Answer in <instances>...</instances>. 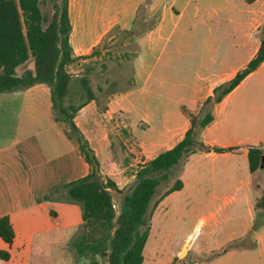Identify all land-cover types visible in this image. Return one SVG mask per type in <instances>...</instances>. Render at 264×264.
Wrapping results in <instances>:
<instances>
[{
    "label": "crops",
    "instance_id": "crops-1",
    "mask_svg": "<svg viewBox=\"0 0 264 264\" xmlns=\"http://www.w3.org/2000/svg\"><path fill=\"white\" fill-rule=\"evenodd\" d=\"M145 1L137 0L127 9L123 5L110 6V0H68L71 22L69 42L76 60L85 61L82 58H87L93 50L98 49L114 26L129 29ZM188 4L189 0L184 3L172 0L168 4L160 0H149V9L157 10L159 16L154 27L138 38L140 49L133 59L132 85L124 91L109 95L105 112L97 111L95 99L81 107L74 117L75 125L99 162L100 172L115 181L118 187L135 178L137 169L127 177L124 175V166L114 160L109 135L112 113L123 110L127 116L126 140L129 141L131 137L135 144L130 150H134L132 154L139 158V168L160 152L174 146L184 136L190 127V118L186 112L194 113L202 101L212 95L216 86L229 81L245 67L259 47L257 31L264 21V18L260 20L264 13V0H225L221 6L222 12L215 13V22L210 20L211 12L209 20L205 18L200 22L208 32V42H220L223 58L229 62V59L236 57L237 62L229 63L219 71H206L193 95L186 99L187 104L180 107L179 103L185 99L184 96L178 95V92L174 98L171 93L165 96L161 94L163 90L172 92L177 85L182 88L185 82L182 80L176 85L169 83L163 79V68L170 65L169 58L164 57L171 56L172 59L175 50L178 52V42L174 43L172 36ZM198 7L197 3L192 7L193 18H197ZM171 41L174 47L168 50ZM249 79L251 83L247 84ZM243 87L250 90V99L249 92L247 94L245 91L238 104L246 102L249 107L250 132L243 141L220 143L213 139L218 121L216 116L223 105L229 103L233 95ZM5 97H8L7 100ZM160 99L173 102L175 108L160 112ZM153 101L155 103L152 106L150 103ZM1 108L6 109L10 115L1 122L6 125L0 126V216L9 217L14 237L10 243L0 237V250L9 253V258L0 259V264H68V255L65 253L68 240L72 236V242L81 233L82 213L76 206L73 210H67L68 206L61 204L62 199H45L44 196L54 186L87 175L90 165L80 153L75 137L67 135L66 122L54 119L51 88L47 84L37 83L19 90L0 92ZM212 115L213 120L201 132L204 142L232 149L191 154L186 163L193 159L199 161L206 156L229 154V151L237 148L246 159L250 146H257L264 151V60L214 107ZM259 169L253 172L249 170L251 180L248 184L252 185L255 192L246 196L249 221L240 226L238 236L247 239L246 245L257 253L258 264H264V207L256 206L264 194V176ZM184 187L183 182L179 190L169 193L158 204L170 195L183 191ZM232 210L236 211L237 208L233 207ZM216 214L217 211L211 212L200 223L215 221ZM255 214L258 221L251 224ZM231 217L229 213L225 214L224 221ZM224 235V238L214 239L209 248L216 251L234 238V233ZM188 249L189 243L186 242L176 251L175 256L179 257L182 250L188 255Z\"/></svg>",
    "mask_w": 264,
    "mask_h": 264
},
{
    "label": "rangeland",
    "instance_id": "rangeland-1",
    "mask_svg": "<svg viewBox=\"0 0 264 264\" xmlns=\"http://www.w3.org/2000/svg\"><path fill=\"white\" fill-rule=\"evenodd\" d=\"M136 1L110 0V6L120 7L123 5V7L129 9ZM171 1L160 0L161 3L166 4ZM185 1L176 0L178 3H184ZM224 1L189 0L184 17L178 20L175 33L172 36V41L174 43L178 42V52L175 50L172 59L171 56L164 57L165 59L169 58L170 65L163 68L165 72L163 79L174 85L183 80L185 84L182 88L177 87L178 85L173 87L175 89L172 92L163 90L164 92L161 95L165 96L171 93L174 98V94L178 92V95L185 97L183 101H180V107L187 104L186 99L193 95L195 88L201 83V77L206 75V71H219L222 68L225 69V65L237 62L236 57L229 59V62L223 58V52L219 48L220 42H208V32L200 22L201 19L205 18L209 20L210 12L212 14L210 20L215 22V13L222 12L220 10H222L221 6H223ZM195 3L199 5V10L196 13L197 18H193L194 10L192 7ZM148 5L149 0H146L139 7L137 17H135L129 29H121L119 26H114L105 35L99 48L93 50L94 53L87 58H82L85 61L75 59L67 66V70L71 73L73 79L84 77L88 80L96 95V107L99 113L105 112L107 109L106 102L109 95L124 91L132 85L134 75L133 59L140 49L138 38L154 27L159 16V12L149 9ZM40 8L49 19L53 12L52 0H40ZM214 9L219 11H214ZM263 16L264 13L260 18L261 21L264 18ZM263 26L264 21L257 31L259 40L260 35L263 33V31H260ZM172 41L168 45V50L174 47ZM30 65H32L31 62H28L18 67L17 71L21 72L24 67ZM250 83L251 79L247 81V84ZM73 86L71 87V92L76 88ZM179 89L182 90L179 92ZM158 90H161V88H158ZM248 90H246V87L240 89L238 93L233 95L229 103L223 105L220 112H218L214 140L220 143L243 141L250 132L249 107L246 102L242 105L238 104L240 97L245 91L247 94L249 92L248 99H250V90ZM209 97L212 100L206 102L208 97L205 98L199 108L197 107L194 110V113L186 112L187 116L190 119L198 120L203 117L205 112L213 114L214 107L220 101L213 102V93ZM6 98L8 97H5V100H7ZM154 103L155 101L150 104L153 106ZM172 103L160 99L158 101L159 111L173 110L176 105ZM112 114L109 135L112 142L114 160L124 166V175L129 177L134 173L135 169H138L139 162L137 161L139 158L132 154L134 150H130V148L135 146L131 137H129V141L126 140L128 136L127 116L123 110H116ZM9 115L6 109H0V126L6 125L1 122L3 119L9 118ZM197 129L196 138L203 146H198L197 151L192 154L213 151V148H224L205 143L201 136L203 128ZM119 136L123 138L121 139ZM228 148L232 149V147ZM229 152V154L216 157L206 156L199 161L193 159L186 163L190 154L186 159L179 162L167 180L162 181L157 186L150 208L154 200L171 187L176 178L185 183L183 191L170 195L161 204H158L155 209L149 210L150 231L144 247L143 256L145 259H143L142 264H258L259 260L256 256V251L251 246L248 247L246 245L247 239L239 238L238 236L240 226L249 221L246 196H250V194L255 192L252 190V185L248 184L251 180V175L247 159L240 154L238 148ZM259 170L260 174L264 176V168ZM133 182L134 178L118 188L125 192ZM122 195L123 193L114 192L113 199L116 209L121 204ZM249 198L251 199V197ZM226 201L227 204H225ZM61 204L67 205V210L70 208L73 210V207L76 206L82 213V208L77 202L61 201ZM219 207L221 208L220 210ZM233 207H236L237 210L233 211ZM214 211H217L215 221L200 223L203 217ZM228 213L232 217L224 221L225 214ZM254 218L255 220L251 224L258 221L256 214ZM78 231L80 232V230ZM226 233H234V238L228 241L227 244H223L216 251L209 248L213 244L214 239L224 238ZM71 238L72 236L68 240L65 252L68 255V264H93V261L102 264L105 262V259L98 255L86 258L79 257L71 245ZM186 242L189 243L188 255L182 250L178 254L179 257H176V251ZM243 251L244 253L242 254ZM226 253L227 256H225Z\"/></svg>",
    "mask_w": 264,
    "mask_h": 264
},
{
    "label": "trees",
    "instance_id": "trees-1",
    "mask_svg": "<svg viewBox=\"0 0 264 264\" xmlns=\"http://www.w3.org/2000/svg\"><path fill=\"white\" fill-rule=\"evenodd\" d=\"M52 7L53 12L48 19L40 8V0H0V92L23 89L37 83L50 86L54 119L66 122L67 135L75 137L80 153L90 165L87 175L54 186L44 196L45 199L59 198L80 204L82 231L71 242L78 256L98 255L105 259L102 264H142L143 249L150 231L149 210L155 209L166 195L179 190L183 182L176 178L150 208L156 188L169 178L180 161L195 153L198 146H203L196 138L197 128H204L213 116L205 112L201 119L191 118L184 136L171 148L140 165L134 182L123 192L115 181L101 174L93 150L74 123L77 111L95 100L96 95L86 78L73 79L67 70V66L76 59L69 42L71 22L68 0H52ZM260 31L263 33L255 55L229 81L214 88L213 102L221 101L264 60V26ZM28 62L32 65L17 71L18 67ZM72 86L76 87L73 92ZM210 100L212 98L208 97L206 102ZM229 149L213 148V151ZM263 156L261 148H248L247 160L251 172L260 168ZM114 192L123 193L118 209L115 208ZM256 206L264 207V194ZM0 237L7 243L14 237L7 215L0 216ZM8 258V251L0 250V259Z\"/></svg>",
    "mask_w": 264,
    "mask_h": 264
},
{
    "label": "water",
    "instance_id": "water-1",
    "mask_svg": "<svg viewBox=\"0 0 264 264\" xmlns=\"http://www.w3.org/2000/svg\"><path fill=\"white\" fill-rule=\"evenodd\" d=\"M263 162H264V156L262 157V164H261L260 168L263 167Z\"/></svg>",
    "mask_w": 264,
    "mask_h": 264
}]
</instances>
